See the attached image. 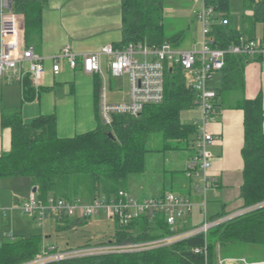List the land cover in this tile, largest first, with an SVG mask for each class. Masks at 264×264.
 <instances>
[{
	"label": "trees",
	"instance_id": "16d2710c",
	"mask_svg": "<svg viewBox=\"0 0 264 264\" xmlns=\"http://www.w3.org/2000/svg\"><path fill=\"white\" fill-rule=\"evenodd\" d=\"M202 3L214 12L213 46L226 48L237 43L239 36L254 39L257 24L262 25L261 39L264 40V0H241L242 20L248 25L241 31L230 26L229 0H202ZM45 6L46 0H12L11 9L24 18L25 39L30 33L39 32ZM162 12L163 0H121L122 42L116 47L128 44L158 46L165 42L175 47L181 33L165 37ZM223 20H228V24L222 25ZM249 61L244 56H226L219 73L220 85L213 87L217 110L222 107L224 95L244 92L243 69ZM20 82L22 101L32 100L36 92L27 76ZM194 101L195 93L187 86L186 76L180 68H172L165 72L161 103L145 106L137 117L114 116L110 126L99 122L94 130L70 138L57 136L53 116H40L25 124L17 111L3 114L1 126L10 129L11 147L8 153L0 155V179L27 178L41 201L49 196L67 201L81 200L87 194L89 201H81L90 202L96 197L116 196L120 190L127 192L125 186L129 176L145 171L146 143L151 135L162 138L161 152L186 150L191 154L196 129L191 122H182L181 113L195 110ZM234 107L243 113V183L240 195L242 207H249L264 201L262 97L258 95L252 100L242 97ZM106 131L112 133L114 140L107 137ZM187 218L177 230L189 227ZM58 222L63 226H57V231L73 226L68 218H61ZM115 224L114 233L107 242L113 245L155 240L170 234L162 216L150 218L145 215L128 225L121 226L117 221ZM41 242V235H31L4 243L0 246V264L30 261L41 250ZM205 245L206 260L194 252V249H202ZM235 245L252 249L253 254H264V208L214 227L206 237L197 235L151 251L85 257L55 264H215L217 247L222 251Z\"/></svg>",
	"mask_w": 264,
	"mask_h": 264
},
{
	"label": "built area",
	"instance_id": "2783aa9c",
	"mask_svg": "<svg viewBox=\"0 0 264 264\" xmlns=\"http://www.w3.org/2000/svg\"><path fill=\"white\" fill-rule=\"evenodd\" d=\"M11 6L12 0H0V77L4 76L20 82L28 76L38 84L46 71L45 60L50 61V70L54 75L59 73L61 62L66 63L72 70L79 68L85 74H99L100 59L105 57L112 78L127 77L128 96L121 103H109L105 87L99 89L97 114L103 126H110L114 116L137 117L145 106L161 103L164 98L165 72L171 71L172 68L182 70L187 79V86L195 93L194 105L198 112V118L191 121L196 133L184 173L186 178L194 183L196 194L202 196L200 205L204 214L203 222L199 226L177 230L178 225L190 215L193 204L189 198L172 192L139 201L128 192L120 190L116 196L96 197L90 202L67 201L54 197L41 201L31 192L21 205L20 211L32 217L40 226H43L48 218L89 221L98 214L104 215L108 220L117 221L122 226L146 215L150 218L162 216L170 234L155 240L122 245L105 242L74 249L42 246L33 259L22 264H55L85 257L156 250L197 235L206 237L212 228L264 208V201H261L213 218H208L206 213V196L213 182L210 178L211 155L208 147L216 140L214 135L207 131V125L219 113L216 108V92L211 82L215 74L223 69L226 56H244L250 60L264 58V40L239 36L237 43L226 48L213 46L211 31L214 12L212 8L202 6L201 10L195 13V20L201 33L198 50L194 47L190 50H180L167 42L158 46L106 45L97 52L87 54H76L69 47H63L58 54L46 59L37 54L33 47L25 45L24 18L19 28L8 27L5 24L3 12L11 11ZM221 23L227 25L228 20H223ZM194 252L201 254L206 260V245L202 249H194ZM219 263L222 264V261ZM236 264L248 263L243 259ZM252 264H264V262Z\"/></svg>",
	"mask_w": 264,
	"mask_h": 264
},
{
	"label": "crops",
	"instance_id": "0c3cea01",
	"mask_svg": "<svg viewBox=\"0 0 264 264\" xmlns=\"http://www.w3.org/2000/svg\"><path fill=\"white\" fill-rule=\"evenodd\" d=\"M3 15L4 22L8 27L19 28L22 26L23 16L20 13L11 9V11L5 10ZM23 35L25 45L33 47L37 54L46 59L58 54L63 47H69L76 54H87L97 52L106 45H119L122 42L121 0H46L39 32L30 33L26 39L24 32ZM259 59L251 61L258 63L262 81L259 82L258 88L254 83H251L250 76L255 67L251 65L246 67L247 78L245 76L242 97L252 100L260 95L264 110V58ZM44 64L46 71L38 84H35L27 76L30 86L36 92V96L28 102L22 101L21 82L4 76L0 77V155L8 153L11 147L10 129L1 126L3 114L17 111L25 124L40 116H53L56 122L57 136L70 138L92 131L98 126L97 99L101 87H105L109 103H121L128 96L127 91V95H122L120 101L114 100L121 90L115 87L112 80L127 77L112 78L109 75L108 60L105 57L100 59V73L92 75L83 73L79 68L72 70L64 62L60 63L59 73L54 75L50 70V61L45 60ZM250 67L253 68L249 70ZM246 80L250 84V89L246 85ZM227 94L224 95V102H222L219 113L207 125V131L212 133L216 139L208 147L211 155L210 178L213 180L211 188L208 190L210 192L208 201L210 200L214 206L216 204L219 206V211H216L213 216H208L209 218L234 212L243 206L240 195L243 183L241 156L244 142L243 113L234 107L242 97L230 104V102H225ZM196 118L198 116L193 119ZM262 131L264 133V122ZM189 156L190 152L181 170L182 178L171 173L170 191L165 190L158 196L172 192L173 189H177L181 193H174L175 195L191 196L190 185L187 186V182L190 180L184 173ZM32 189L27 178L0 179V246L31 235H41L40 249L42 246H51L44 244V239L47 237L37 232L36 227L39 226L37 222L20 211L21 205L26 201ZM192 197L194 198V196ZM208 204L206 203V209ZM48 219L55 220L56 230L57 226H63L58 222L61 218ZM188 219L190 221V217ZM79 222L81 221L74 219L70 221L73 226L79 225L75 224Z\"/></svg>",
	"mask_w": 264,
	"mask_h": 264
},
{
	"label": "rangeland",
	"instance_id": "374dc122",
	"mask_svg": "<svg viewBox=\"0 0 264 264\" xmlns=\"http://www.w3.org/2000/svg\"><path fill=\"white\" fill-rule=\"evenodd\" d=\"M203 6L202 0H163V32L165 37H172L178 33H181L180 40L176 43L175 48L180 50H190L193 47L198 50L199 42L201 40V33L198 23L195 20V13L201 10ZM229 22L230 26L236 30H242L248 28L247 22L242 20V6L241 0H229ZM256 38L262 37V25L257 24L255 26ZM248 63V62H247ZM244 65L243 75L244 79L247 78L246 67L249 65L255 67L250 76V82L259 87L262 81L261 75L258 71V63L249 61ZM253 67H250L251 70ZM246 76V78H245ZM220 74L216 73L211 85L214 88H218L220 85ZM115 87L120 91L117 94L115 101H120L122 95H127L128 83L127 78L112 80ZM246 85L250 89V84L246 80ZM253 85V86H254ZM264 93V90H263ZM244 93L231 92L227 94L226 103L232 104L237 98H241ZM240 96V97H238ZM224 102L223 98L221 99ZM198 116L197 110L183 111L181 113V120L184 123H189L191 120ZM163 142L159 135H151L146 143L148 153L146 154L145 171L141 174H132L129 176L126 182V190L131 196L139 201L147 198L157 197L158 194L166 191H170V176L171 173L181 177V170L185 165L187 155L186 150L178 151H166L161 152ZM192 191L191 196L188 195L190 201L193 204L192 212L190 213V221L188 219L189 228L199 226L204 219L201 203L202 196L197 195L194 190V183L187 182V186ZM84 189L86 187H83ZM175 194H179V190L173 189ZM181 194V193H180ZM88 196V197H87ZM207 194V217L213 216L216 211H219L218 205L211 204ZM87 197V198H85ZM187 197V198H188ZM83 201H89V195L85 194L81 198ZM210 199V198H209ZM77 200H80L77 198ZM80 200V201H81ZM208 217V218H209ZM70 221H73L70 220ZM38 224V223H37ZM115 222L108 220L104 215L98 214L93 219L86 223L74 225L72 228L57 231L56 223L54 219H47L44 222L43 227L37 226V232L47 237L44 239V244L56 246L60 249L63 248H77L85 243L87 245H96L109 241L112 237L113 230L115 229ZM252 249H248L242 245H235L232 247H226L221 251L219 247L215 249L216 263L222 261V264H236L241 260H245L248 264L264 262V254H253Z\"/></svg>",
	"mask_w": 264,
	"mask_h": 264
},
{
	"label": "water",
	"instance_id": "95a60500",
	"mask_svg": "<svg viewBox=\"0 0 264 264\" xmlns=\"http://www.w3.org/2000/svg\"><path fill=\"white\" fill-rule=\"evenodd\" d=\"M106 135H107V137L109 139L114 140V137H113V135H112V133L110 131H106ZM32 192L36 193V188L35 187L32 189Z\"/></svg>",
	"mask_w": 264,
	"mask_h": 264
}]
</instances>
